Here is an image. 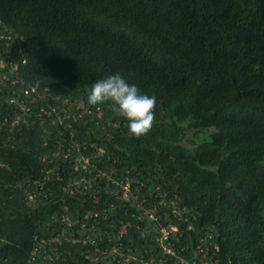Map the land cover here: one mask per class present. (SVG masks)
<instances>
[{
  "label": "trees",
  "instance_id": "trees-1",
  "mask_svg": "<svg viewBox=\"0 0 264 264\" xmlns=\"http://www.w3.org/2000/svg\"><path fill=\"white\" fill-rule=\"evenodd\" d=\"M0 61V264H264V0H0Z\"/></svg>",
  "mask_w": 264,
  "mask_h": 264
},
{
  "label": "clouds",
  "instance_id": "clouds-1",
  "mask_svg": "<svg viewBox=\"0 0 264 264\" xmlns=\"http://www.w3.org/2000/svg\"><path fill=\"white\" fill-rule=\"evenodd\" d=\"M86 91L90 105L114 101L119 114L126 118L133 136L139 138L151 130L156 97L142 92L136 84L129 83L120 72L97 79Z\"/></svg>",
  "mask_w": 264,
  "mask_h": 264
},
{
  "label": "rangeland",
  "instance_id": "rangeland-1",
  "mask_svg": "<svg viewBox=\"0 0 264 264\" xmlns=\"http://www.w3.org/2000/svg\"><path fill=\"white\" fill-rule=\"evenodd\" d=\"M2 64H3V62L0 61V65H2ZM211 132H213V128H208V129H205L203 132H201L198 136L194 132H188L186 137H187L188 140H190V139L194 140L196 138L195 139V143H196V142H198V141H200L202 139H207ZM184 144L187 145V146L191 145L190 141L189 142L188 141H184ZM84 160L87 161L86 158ZM124 188H125L126 192H128L127 190H129V188H128L127 184L124 186Z\"/></svg>",
  "mask_w": 264,
  "mask_h": 264
},
{
  "label": "built area",
  "instance_id": "built-area-1",
  "mask_svg": "<svg viewBox=\"0 0 264 264\" xmlns=\"http://www.w3.org/2000/svg\"><path fill=\"white\" fill-rule=\"evenodd\" d=\"M172 229L175 230V227H172ZM161 231H162V234H163L162 237L165 238L166 235H167L165 229L162 228ZM164 249H166V250H167L168 252H170V253H173V252L170 251L169 248L164 247Z\"/></svg>",
  "mask_w": 264,
  "mask_h": 264
}]
</instances>
